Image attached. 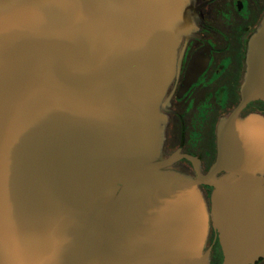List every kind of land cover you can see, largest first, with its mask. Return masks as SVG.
Segmentation results:
<instances>
[{"label":"water","instance_id":"water-1","mask_svg":"<svg viewBox=\"0 0 264 264\" xmlns=\"http://www.w3.org/2000/svg\"><path fill=\"white\" fill-rule=\"evenodd\" d=\"M189 7L0 0V264H207L201 185L223 264L264 254V123L238 118L264 101V18L209 173L160 160Z\"/></svg>","mask_w":264,"mask_h":264},{"label":"flooded vegetation","instance_id":"flooded-vegetation-1","mask_svg":"<svg viewBox=\"0 0 264 264\" xmlns=\"http://www.w3.org/2000/svg\"><path fill=\"white\" fill-rule=\"evenodd\" d=\"M189 15L188 32L177 49L176 74L160 110V160L173 158L168 169L195 178L197 171L209 173L217 156L219 124L241 102L247 47L264 18V0H190ZM250 117L264 123V101H250L238 111L239 119ZM199 191L209 219L207 264H223L220 233L211 217L213 188L201 185ZM251 264H264V254Z\"/></svg>","mask_w":264,"mask_h":264}]
</instances>
